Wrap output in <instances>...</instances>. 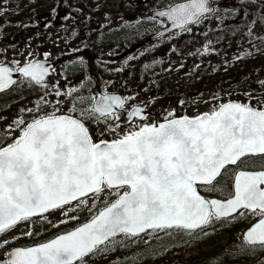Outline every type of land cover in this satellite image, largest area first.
I'll return each instance as SVG.
<instances>
[{"label": "snow or ice", "instance_id": "obj_1", "mask_svg": "<svg viewBox=\"0 0 264 264\" xmlns=\"http://www.w3.org/2000/svg\"><path fill=\"white\" fill-rule=\"evenodd\" d=\"M257 5L259 15L241 20L233 31L247 36L250 43H264V36L254 31L255 25L264 26V0H237L231 9L214 7L210 0H173L152 9L144 19L170 23L177 30L171 34L175 36L190 33L193 25L213 17L222 25L226 16L236 17L241 11L248 16V9ZM165 32L170 29L155 35L163 38ZM71 36H76L75 31ZM208 51L205 45L204 52ZM49 55L44 53L45 60H25L23 66L16 60L11 62L15 67L0 62V92L17 84L13 73L20 74V83L44 90L34 109H20L31 113V119L23 115L13 119L5 129L11 142L0 145V234L20 223L34 225V217L43 224L51 211L68 216L89 201L92 211L101 196L104 207L55 238L12 249L3 264H89L98 254L137 243L142 234L179 232L199 239L215 222L249 214L259 219L245 232V246L252 252L264 251V107L229 101L194 116L168 111L162 121L149 123L144 110L133 106L128 120L138 117L141 123L120 133L117 110L125 109L131 97L107 91L76 95L90 86L89 77L81 80L79 89L62 92L58 84L50 86L45 79L50 73ZM69 64L73 69L87 67L83 56ZM258 83L264 86V80ZM85 103L87 107L78 108ZM49 104L51 111L46 110ZM63 104L69 105L66 111ZM88 119L104 123L118 138L94 141L85 123ZM13 131L19 135L12 136ZM212 193L226 198H209ZM111 196L115 199L109 200Z\"/></svg>", "mask_w": 264, "mask_h": 264}, {"label": "rangeland", "instance_id": "obj_2", "mask_svg": "<svg viewBox=\"0 0 264 264\" xmlns=\"http://www.w3.org/2000/svg\"><path fill=\"white\" fill-rule=\"evenodd\" d=\"M108 1H113L111 5L116 9V14H101L104 2L106 4ZM74 2L75 5L72 0H0V62L15 67L11 62L16 60L21 66L25 60H45L44 53L48 52L50 55L47 60L54 64L53 76L46 80L50 86L58 84L62 92L69 87L79 89L81 80L89 77L90 86L76 95H95L96 87H99L103 91L131 97L125 102L126 108L135 105L145 107L149 123L162 121L168 111L174 110L177 116H194L229 101L264 107V103H261L264 101V86L258 83L264 80V43L260 40L250 43L248 37L239 32L227 35L228 29L240 24L241 20L258 16V5L248 9V16L243 11L236 17L226 16L222 25L213 17L198 26L193 25L190 33L175 36L170 33L154 39L153 35L164 29L166 24L148 22L144 17L150 15L152 9L165 6L173 0ZM212 2L220 9L237 6V0L234 3L222 0ZM52 15H57V19ZM51 17L57 22H50ZM138 20L141 21L139 24ZM73 31L75 37L71 36ZM254 31L257 36H264V26L257 24ZM205 45L209 48L208 52H204ZM80 56L84 57L87 67L73 69L69 61ZM116 68L122 71H114ZM48 91L51 92L52 88L49 87ZM43 95L42 88L31 87L27 82H19L17 87L0 95V145L11 142L5 138V129L13 119L21 115L26 120L31 119V113H21L20 109H34V102ZM44 98L50 101L56 99L54 96ZM68 106L63 104L61 108L66 111ZM87 106V103L79 104L78 108ZM51 109L52 105L49 104L46 110ZM85 123L93 140L97 141L118 138L117 132L122 133L131 124L141 123V120L127 123L121 118L115 122L119 124L117 132L107 131L104 123L94 119H88ZM101 129L103 133L99 134ZM11 135L18 136L19 132L13 131ZM225 182H228L226 178ZM204 194L209 195L206 192ZM210 197L223 199L226 194L212 193ZM112 199L115 197H109V200ZM102 207L103 196L92 211H89V201L87 207L69 212L68 216L62 215L59 210L51 211L45 214L46 222L43 224L38 218H33L34 225L20 223L6 234H0V264H3L9 250L34 246L73 229L87 222ZM69 216L77 219H69ZM257 219V216L249 214L244 218L215 222L211 228L214 231L226 230L233 221L240 220L249 225ZM245 227L237 229L232 243L224 252H235L241 248ZM27 231L33 234L22 235ZM180 234L159 232L152 237L142 235L137 243H128L123 248L117 246L114 251L98 254L89 260V264H189L188 251L196 246L195 243L206 241L209 233L201 235L199 239L178 236ZM5 240L8 241L6 245ZM262 261L264 251L257 250L251 252L250 259L238 262L215 260L211 264H261Z\"/></svg>", "mask_w": 264, "mask_h": 264}, {"label": "trees", "instance_id": "obj_3", "mask_svg": "<svg viewBox=\"0 0 264 264\" xmlns=\"http://www.w3.org/2000/svg\"><path fill=\"white\" fill-rule=\"evenodd\" d=\"M227 1L229 3H234V0H222ZM72 3L75 2L72 0ZM113 1H108V3L103 4L104 8L101 11V14L103 15H114L116 14V9L111 5ZM65 6V5H64ZM65 8V7H64ZM66 10V8H65ZM54 18L57 19V15H52ZM52 17V18H53ZM53 18V19H54ZM116 19V18H115ZM239 23V22H238ZM237 25L235 24L232 26V28L228 29L227 35H232L235 33L233 31L236 29ZM113 34H111L112 36ZM33 87V86H31ZM38 87V86H36ZM224 222V221H221ZM248 222H242V221H233L229 225V227L226 230H216L214 231L213 228L209 227V230L207 231L209 234L207 236V240L202 242L195 243L196 246L192 247L188 251V263L189 264H211V262L218 260V261H226V262H232V261H240L243 259H250L251 250H249L245 243H242L241 248H238L235 252H224V249L232 243V237H234V234L236 233L238 228L247 226ZM56 236V235H55ZM178 236H184V234H180ZM53 237V236H52ZM250 253V254H249Z\"/></svg>", "mask_w": 264, "mask_h": 264}, {"label": "water", "instance_id": "obj_4", "mask_svg": "<svg viewBox=\"0 0 264 264\" xmlns=\"http://www.w3.org/2000/svg\"><path fill=\"white\" fill-rule=\"evenodd\" d=\"M210 2L212 3V5L214 6V4H213V2L210 0ZM151 14H152V12H151ZM166 27L168 28V29H170V32H165V35L164 36H166V35H168V34H170V33H172V32H176L177 30H174V29H171V25H170V23H167L166 22ZM164 29H162V30H160V31H163ZM153 38L154 39H158V38H160L159 36H157V35H153ZM47 64L48 65H50L51 67H50V73H49V76L48 77H46L45 79H48V78H50L51 76H52V69H53V63H51L50 61H47ZM23 66V65H22ZM11 67V66H10ZM13 78L14 79H16L17 81H18V79H20L21 78V76H20V74L19 73H13ZM14 86H10L9 87V89H6V90H4V91H2V92H0V94H2V93H5V92H7V91H9L10 89H12ZM101 93H103L102 91H100V90H98L97 91V93H96V95H98V94H101ZM116 95H118V94H116ZM136 107H139V108H142L143 110H144V112H143V114L146 116L147 115V111L145 110V108L144 107H142V106H136ZM133 108V106L128 110V111H130L131 109ZM128 111L127 112H123V109H118L117 110V113H123V117L125 118V120L127 121V123H130L129 122V120H128V116H127V113H128ZM134 119H136V120H140L138 117H134L132 120H134ZM74 203V202H73ZM34 218H36V217H34ZM258 222V221H257ZM256 223V222H255ZM254 223V224H255ZM248 230V229H247ZM246 230V231H247ZM245 234V233H244ZM142 235H144V234H142ZM244 237V236H243ZM55 238V237H54ZM14 249V248H13ZM12 250V249H11ZM10 250V251H11ZM9 251V252H10ZM9 252H7V253H9ZM8 258V256L7 255H5V258H4V260H6Z\"/></svg>", "mask_w": 264, "mask_h": 264}, {"label": "flooded vegetation", "instance_id": "obj_5", "mask_svg": "<svg viewBox=\"0 0 264 264\" xmlns=\"http://www.w3.org/2000/svg\"><path fill=\"white\" fill-rule=\"evenodd\" d=\"M86 55V54H85ZM96 89H98V87H96ZM126 107V106H125ZM102 130V129H101ZM101 130H99V134H100V132H101ZM102 133H103V130H102ZM98 137V136H97ZM202 193H204L203 191H202ZM258 219H259V217H257ZM257 219V220H258Z\"/></svg>", "mask_w": 264, "mask_h": 264}]
</instances>
